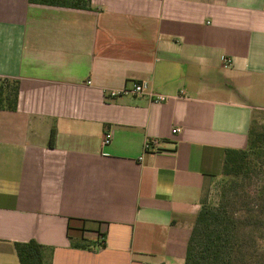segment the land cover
I'll return each mask as SVG.
<instances>
[{"label": "crops", "instance_id": "0c3cea01", "mask_svg": "<svg viewBox=\"0 0 264 264\" xmlns=\"http://www.w3.org/2000/svg\"><path fill=\"white\" fill-rule=\"evenodd\" d=\"M2 78L19 89L0 110V264L32 239L51 264H183L225 149L264 112V0H0ZM139 81L166 101L107 95ZM70 218L104 247L72 248Z\"/></svg>", "mask_w": 264, "mask_h": 264}, {"label": "trees", "instance_id": "16d2710c", "mask_svg": "<svg viewBox=\"0 0 264 264\" xmlns=\"http://www.w3.org/2000/svg\"><path fill=\"white\" fill-rule=\"evenodd\" d=\"M29 3L89 9L90 0H28ZM19 81H0V110L17 109ZM51 129L49 145L53 144ZM223 185L214 205L201 200L187 240L183 264H264V129L251 120L243 149H225ZM69 219L67 238L75 249L104 247V233L87 239ZM83 221V220H82ZM19 264H51V248L35 240L15 242Z\"/></svg>", "mask_w": 264, "mask_h": 264}, {"label": "built area", "instance_id": "2783aa9c", "mask_svg": "<svg viewBox=\"0 0 264 264\" xmlns=\"http://www.w3.org/2000/svg\"><path fill=\"white\" fill-rule=\"evenodd\" d=\"M229 61V60H227ZM107 95L111 98L118 97L121 95H132L136 97H145L147 96L150 100L155 102H163L166 101L167 96L161 93H155L149 90L148 84L146 81H139L136 83H133L131 87L128 88H121L117 90H110L107 92ZM179 131L178 128H173L172 132L175 133ZM111 140V134L109 132L104 133L102 138V145L106 146L110 143ZM156 140H146L144 143V151L149 150L151 145L155 143Z\"/></svg>", "mask_w": 264, "mask_h": 264}, {"label": "rangeland", "instance_id": "374dc122", "mask_svg": "<svg viewBox=\"0 0 264 264\" xmlns=\"http://www.w3.org/2000/svg\"><path fill=\"white\" fill-rule=\"evenodd\" d=\"M255 122H257L258 126L261 129H264V112H260L256 116ZM222 185H223V183H222L221 177L215 179L211 183V185L204 191V194H203L202 200H204L205 204L214 205L217 203V201L219 199L220 192L222 190V188H221Z\"/></svg>", "mask_w": 264, "mask_h": 264}]
</instances>
